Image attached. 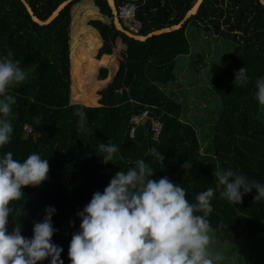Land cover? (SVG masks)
I'll list each match as a JSON object with an SVG mask.
<instances>
[{
    "label": "trees",
    "instance_id": "obj_1",
    "mask_svg": "<svg viewBox=\"0 0 264 264\" xmlns=\"http://www.w3.org/2000/svg\"><path fill=\"white\" fill-rule=\"evenodd\" d=\"M27 1L35 15L46 20L65 0ZM81 1H72L55 20L41 25L33 20L22 0H0V55L11 51L12 59L28 73L26 82L8 90L17 98L9 117L14 131L0 155L11 151L14 159L23 161L38 153L48 159L50 168L41 186L23 189L24 199L16 202V211L9 217V231L20 225L22 236L30 239L34 223L43 220L45 209L55 208L53 226L57 231L52 242L63 248V264H71L68 251L73 234L80 230L78 213L95 192L103 193L116 173L126 172L141 159L153 169L151 179L167 176L185 189L190 203H196V196L208 188L215 190L213 211L207 217L212 232L224 231L223 226L231 221H241L240 231L248 229L250 219L264 222V201H255V189L243 197L241 204L233 205L220 198L213 175L218 165L264 183V117L255 97L256 81L264 77V5L259 0H204L198 13L181 28L138 40L116 29L108 0H101L113 28L127 38L128 56L139 63L161 66L188 55L190 25L234 41L232 58L211 77L221 110L216 118L210 111L208 117L201 111L194 113L193 121L191 116L178 117L135 101L86 105L72 100L71 24L73 8ZM128 1L137 4V19L142 24L137 33L147 35L178 24L197 0H115L118 13ZM241 68H246L248 81L234 85L235 73ZM146 109L162 121L160 134L155 136L147 122L132 136V116ZM78 110L86 115V133L78 130ZM101 143L120 148L112 163H105L100 156ZM207 143L211 146L204 149ZM153 149L164 156L163 163L151 154ZM188 161L192 168L184 170L182 165ZM257 235L263 238L264 232ZM241 257L247 263L242 259L234 264H249L246 250Z\"/></svg>",
    "mask_w": 264,
    "mask_h": 264
},
{
    "label": "clouds",
    "instance_id": "obj_2",
    "mask_svg": "<svg viewBox=\"0 0 264 264\" xmlns=\"http://www.w3.org/2000/svg\"><path fill=\"white\" fill-rule=\"evenodd\" d=\"M12 52L0 55V149L12 139L13 125L9 117L16 96L9 88L22 85L28 73L12 59ZM248 81L246 68L235 73L234 85ZM255 97L264 106V77L256 81ZM78 130L88 131L87 118L78 110ZM105 163L118 156L120 148L113 143L98 146ZM151 154L163 163L164 156L153 149ZM192 168L191 161L182 165ZM48 159L32 153L23 161L8 151L0 155V264H63V248L54 244L57 231L53 226L56 209L47 207L41 222H35L33 237L22 236L16 225L9 231V217L14 205L24 199L25 187H38L48 179ZM153 169L143 159L126 172L119 171L103 193L97 191L78 213L80 230L73 234L68 255L71 264H218L223 259L210 251L211 201L215 190L208 188L190 203L186 191L167 176L153 180ZM213 175L220 198L239 205L254 189L256 202L264 201V183L250 179L232 168L215 166ZM202 212L203 215L196 213Z\"/></svg>",
    "mask_w": 264,
    "mask_h": 264
},
{
    "label": "crops",
    "instance_id": "obj_3",
    "mask_svg": "<svg viewBox=\"0 0 264 264\" xmlns=\"http://www.w3.org/2000/svg\"><path fill=\"white\" fill-rule=\"evenodd\" d=\"M76 12V20H79L85 28H91L90 32L87 29L81 35V40L85 44L84 48L80 47L81 56L85 57L87 47H90L93 41L101 39H93L94 34L103 37L98 45L97 53L94 56L89 55L90 57L83 62V66H79V70L75 69L76 66L71 61L72 92L77 96L76 102L86 105H90L89 103L120 105L127 101H135L160 108L178 117L184 116L183 106L170 96V90L165 87L168 83L175 84L179 80L180 76L177 75L175 69L178 57L173 62L161 66L152 63H139L128 56L126 52L127 38L113 28L110 17L103 9L98 15L87 12V9H79ZM204 30L208 34L220 38L212 30L206 28ZM73 39L75 40L77 37L74 36ZM192 53L191 47L190 53L185 56H190ZM95 58L96 63H93L92 60ZM199 83L200 81L197 80L193 88H198ZM177 87L174 89H182L179 85ZM207 88L210 92H214L210 81ZM189 116L193 121L195 120L194 115L193 117L192 114ZM213 116L215 117V114ZM249 221L246 227L251 234L257 235L264 232V222L251 219ZM240 223L241 221H238L237 224L231 221L224 225L223 229L225 232H236L243 228L239 226Z\"/></svg>",
    "mask_w": 264,
    "mask_h": 264
},
{
    "label": "rangeland",
    "instance_id": "obj_4",
    "mask_svg": "<svg viewBox=\"0 0 264 264\" xmlns=\"http://www.w3.org/2000/svg\"><path fill=\"white\" fill-rule=\"evenodd\" d=\"M79 9H87V12L98 15L103 9V4L101 0H82L73 8L74 20L71 24V61H73L76 66L75 69L77 70H79V66H83V62L90 57L89 55L94 56L97 53L98 45L101 43V39H103L102 36L94 34L93 39H101L99 41H93L92 45L87 47L85 57L80 55V47H85L83 40H81V35L87 29L90 32L91 28H85L79 20H76L75 14ZM187 35L193 53L190 56L181 55L178 57L175 69L177 75L180 76L179 80L175 84L168 83L165 87L170 90V96L183 105L185 109L184 118H189L190 114L199 113L200 111L204 114V117H208L207 114L210 111V114H215L216 118L217 111L219 112L221 110V101L215 92L208 90L207 84L209 81L211 82L209 78L219 72L230 61L235 51V43L232 39L223 37L216 38L212 34H208L204 28H199L194 25H190L187 28ZM74 36L77 39L74 40ZM92 61L96 63V58ZM197 80L200 81L198 88H193ZM177 85L181 86L182 89L175 90L174 88H178ZM71 96L72 100L76 102L77 96L73 92ZM89 104L93 105L94 103ZM260 115L262 117L264 116V106L260 108ZM209 146L211 144L207 143L204 149H208ZM209 235L211 237V243L209 245L210 251L213 255L218 254L223 257L218 264H234L236 260L238 263L242 259L244 263H247L241 257L242 250H246L249 253V264L264 263V237L261 238L258 235L250 234L248 229L238 230L232 233L225 231L214 233L210 230ZM254 258L257 260L254 261Z\"/></svg>",
    "mask_w": 264,
    "mask_h": 264
},
{
    "label": "water",
    "instance_id": "obj_5",
    "mask_svg": "<svg viewBox=\"0 0 264 264\" xmlns=\"http://www.w3.org/2000/svg\"><path fill=\"white\" fill-rule=\"evenodd\" d=\"M23 3L26 5L28 11L30 12V14L32 15V18L35 22L41 24V25H47L49 23H51L53 20H55L57 18V16L60 14V12L68 5L70 4L72 1L74 0H65L64 2H62L55 10L54 12L46 19V20H41L40 18H38L32 7L30 6L29 2L27 0H22ZM204 0H197L195 5L192 7L191 10H189L187 12V14L185 15V17L176 25H173L171 27H165L159 30H155L147 35H141L138 33H135L133 31H131L130 29L126 28L125 23H123L121 21V18L119 17V13H118V7L116 5L115 0H108L109 6L112 10L113 13V21H114V25L116 27L117 30H119L120 32L124 33L126 36L134 38V39H138V40H147L148 38L154 36V35H158L164 32H169L172 30H176L181 28L193 15L198 13V10L201 6V4L203 3ZM263 5H264V0H259Z\"/></svg>",
    "mask_w": 264,
    "mask_h": 264
},
{
    "label": "built area",
    "instance_id": "obj_6",
    "mask_svg": "<svg viewBox=\"0 0 264 264\" xmlns=\"http://www.w3.org/2000/svg\"><path fill=\"white\" fill-rule=\"evenodd\" d=\"M119 15L123 19L126 26L132 31L136 32L142 26L141 22L137 19V4L134 1H128L120 7ZM149 122L153 133L158 136L163 128L162 121L152 113L150 109L144 110L140 114H135L131 118V135L134 136L137 128L143 124Z\"/></svg>",
    "mask_w": 264,
    "mask_h": 264
}]
</instances>
